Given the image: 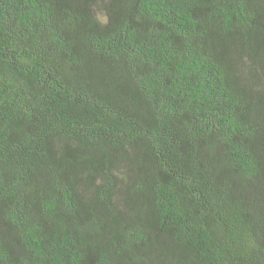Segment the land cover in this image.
I'll return each instance as SVG.
<instances>
[{
  "label": "trees",
  "instance_id": "trees-1",
  "mask_svg": "<svg viewBox=\"0 0 264 264\" xmlns=\"http://www.w3.org/2000/svg\"><path fill=\"white\" fill-rule=\"evenodd\" d=\"M0 264H264V0H0Z\"/></svg>",
  "mask_w": 264,
  "mask_h": 264
}]
</instances>
